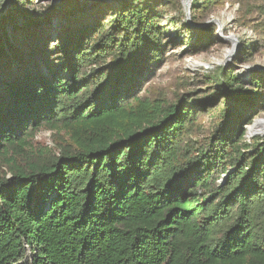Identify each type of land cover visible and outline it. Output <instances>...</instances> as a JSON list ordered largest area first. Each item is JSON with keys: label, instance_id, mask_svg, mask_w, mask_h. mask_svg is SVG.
<instances>
[{"label": "trees", "instance_id": "16d2710c", "mask_svg": "<svg viewBox=\"0 0 264 264\" xmlns=\"http://www.w3.org/2000/svg\"><path fill=\"white\" fill-rule=\"evenodd\" d=\"M33 2L0 20V264H264V139L244 138L264 77L219 67L203 93L157 97L163 0L70 17L54 42L56 8Z\"/></svg>", "mask_w": 264, "mask_h": 264}, {"label": "rangeland", "instance_id": "374dc122", "mask_svg": "<svg viewBox=\"0 0 264 264\" xmlns=\"http://www.w3.org/2000/svg\"><path fill=\"white\" fill-rule=\"evenodd\" d=\"M16 1L22 3L23 0ZM33 1L32 4L25 6V10L33 18H40L46 14L45 10L49 7L56 8V18L51 28L46 30V34L54 42L60 24L63 25L70 17L90 20L97 11L117 6L119 0ZM221 1H224L222 6L219 4ZM163 2L166 5L164 8L166 15L157 22L165 39L174 43L167 50L166 56L175 55V61L158 70L157 80L153 84L162 86L163 90L159 94L161 96L157 97L203 93L211 89L213 85L211 79L219 67L231 72L247 88L255 76L264 77V0H187L188 16L185 10L186 0ZM168 2L169 4H166ZM72 4V8L65 9ZM11 5V0H0V20L6 18L12 11ZM71 10L75 11L73 17L68 13ZM195 40L200 44L194 49L191 46ZM232 40L235 41V46L231 43ZM263 119L264 107L257 111V116L250 125L256 120ZM248 126L245 128L244 137L247 143L254 138L264 139L262 136L249 137ZM190 138L193 144L200 143L204 135L197 131L190 135ZM60 140L61 136L54 132L42 130L35 137V144L57 153L56 143ZM225 176L222 175L217 184H222ZM26 255L25 261H30L32 258L30 249L26 250Z\"/></svg>", "mask_w": 264, "mask_h": 264}, {"label": "bare ground", "instance_id": "6f19581e", "mask_svg": "<svg viewBox=\"0 0 264 264\" xmlns=\"http://www.w3.org/2000/svg\"><path fill=\"white\" fill-rule=\"evenodd\" d=\"M233 46H235V41H231ZM231 54V53H230ZM230 55H228L227 58H229ZM248 136L249 137H256V136H262L264 137V119L262 121L256 120L252 125L247 127Z\"/></svg>", "mask_w": 264, "mask_h": 264}, {"label": "water", "instance_id": "95a60500", "mask_svg": "<svg viewBox=\"0 0 264 264\" xmlns=\"http://www.w3.org/2000/svg\"><path fill=\"white\" fill-rule=\"evenodd\" d=\"M185 10H186V12H187V16H188V12H189V5H188V3H187V0H186V4H185ZM211 23V22H210ZM255 122V121H254ZM253 122V123H254ZM246 128V127H245ZM227 177V175L225 176V178Z\"/></svg>", "mask_w": 264, "mask_h": 264}]
</instances>
